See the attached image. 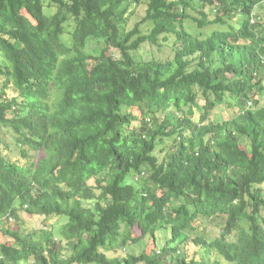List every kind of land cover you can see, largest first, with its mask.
I'll return each instance as SVG.
<instances>
[{"label":"trees","instance_id":"trees-1","mask_svg":"<svg viewBox=\"0 0 264 264\" xmlns=\"http://www.w3.org/2000/svg\"><path fill=\"white\" fill-rule=\"evenodd\" d=\"M0 229V264H264V0H0Z\"/></svg>","mask_w":264,"mask_h":264},{"label":"rangeland","instance_id":"rangeland-1","mask_svg":"<svg viewBox=\"0 0 264 264\" xmlns=\"http://www.w3.org/2000/svg\"><path fill=\"white\" fill-rule=\"evenodd\" d=\"M145 16V8H141L139 10V16H137L136 18L133 19L130 27H133L135 25V23L139 22L142 17ZM21 216L22 221L17 222L16 220H14L12 223V225H10L11 227H16L18 225L20 226H25L27 227L30 231H39L41 229L47 228L49 225H54V228L56 230V232L58 231L59 227H62V224L65 223V219H61L60 221H57V219H55L54 217L51 218H47V217H29L24 211H21V213L19 214ZM13 241L10 240L9 238L4 237L1 234V229H0V243H7V244H11ZM164 243V241L162 242V244ZM144 251V246L142 244L137 245V246H133L129 249L130 253H133L135 255H139Z\"/></svg>","mask_w":264,"mask_h":264}]
</instances>
